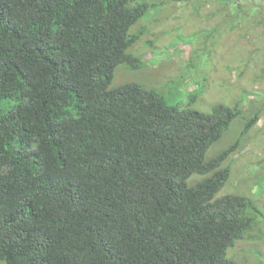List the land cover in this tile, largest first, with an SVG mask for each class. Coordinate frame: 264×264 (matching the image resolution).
<instances>
[{
    "label": "trees",
    "instance_id": "trees-1",
    "mask_svg": "<svg viewBox=\"0 0 264 264\" xmlns=\"http://www.w3.org/2000/svg\"><path fill=\"white\" fill-rule=\"evenodd\" d=\"M131 1L0 0L3 264H245L227 250L260 209L218 194L258 111L208 157L239 102L205 112L111 86L119 63L141 66L129 29L153 4Z\"/></svg>",
    "mask_w": 264,
    "mask_h": 264
},
{
    "label": "rangeland",
    "instance_id": "rangeland-1",
    "mask_svg": "<svg viewBox=\"0 0 264 264\" xmlns=\"http://www.w3.org/2000/svg\"><path fill=\"white\" fill-rule=\"evenodd\" d=\"M140 1L153 4L129 29L137 39L128 51L141 66L119 63L111 86L136 83L161 92L168 102L205 112L215 103L239 102L242 113L209 147L208 157L230 145L245 118L258 111L256 123L222 163L230 175L218 195L238 193L256 202L261 212L257 224L228 248L227 256L245 264H264V1L132 0L131 4ZM202 178L193 175L189 181Z\"/></svg>",
    "mask_w": 264,
    "mask_h": 264
}]
</instances>
